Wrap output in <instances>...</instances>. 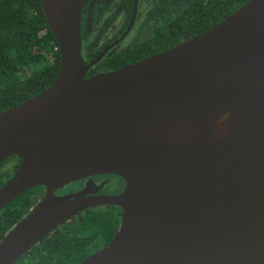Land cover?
I'll use <instances>...</instances> for the list:
<instances>
[{"label":"water","instance_id":"water-1","mask_svg":"<svg viewBox=\"0 0 264 264\" xmlns=\"http://www.w3.org/2000/svg\"><path fill=\"white\" fill-rule=\"evenodd\" d=\"M84 0H40L58 52L43 91L0 113V210L43 194L0 240V264L81 212L120 210L107 244L77 264H264V0L151 57L85 77ZM135 7L133 6L132 18ZM132 21L130 22V24ZM96 175L119 178L96 194Z\"/></svg>","mask_w":264,"mask_h":264},{"label":"trees","instance_id":"trees-1","mask_svg":"<svg viewBox=\"0 0 264 264\" xmlns=\"http://www.w3.org/2000/svg\"><path fill=\"white\" fill-rule=\"evenodd\" d=\"M247 1L179 0L175 19L181 22L180 34L187 38L196 36ZM179 40L170 42L168 48ZM57 71V47L47 29L40 0H0V113L43 91ZM18 164L14 156L0 163V186ZM42 189L25 191L0 210V240L27 214ZM119 213L112 206L81 212L41 239L13 264H77L107 244L117 227Z\"/></svg>","mask_w":264,"mask_h":264},{"label":"flooded vegetation","instance_id":"flooded-vegetation-1","mask_svg":"<svg viewBox=\"0 0 264 264\" xmlns=\"http://www.w3.org/2000/svg\"><path fill=\"white\" fill-rule=\"evenodd\" d=\"M133 6L135 11L132 18ZM179 6V0H84L79 28L80 56L83 65L95 61L87 69L85 77L112 71L161 53L178 38L180 40L174 45L188 39L180 34L181 22L175 19ZM116 65L123 66L114 68ZM113 179L117 180L115 189L107 191ZM87 181L95 187L101 185L96 194L117 195L123 186L119 178L111 175H96L78 182L82 186ZM63 188L54 194L65 195L59 194Z\"/></svg>","mask_w":264,"mask_h":264},{"label":"rangeland","instance_id":"rangeland-1","mask_svg":"<svg viewBox=\"0 0 264 264\" xmlns=\"http://www.w3.org/2000/svg\"><path fill=\"white\" fill-rule=\"evenodd\" d=\"M116 182H117V180H114L113 179L111 181V184L106 188V190L107 191L114 190L115 189ZM80 187H81V184L79 182L70 183V184L64 186L63 191H60L59 194L60 193H66V194H68V193H71V192L79 189Z\"/></svg>","mask_w":264,"mask_h":264}]
</instances>
